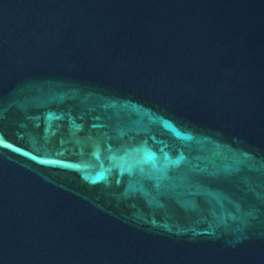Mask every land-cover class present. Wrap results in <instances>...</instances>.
Here are the masks:
<instances>
[{
	"label": "water",
	"instance_id": "1",
	"mask_svg": "<svg viewBox=\"0 0 264 264\" xmlns=\"http://www.w3.org/2000/svg\"><path fill=\"white\" fill-rule=\"evenodd\" d=\"M0 264H264V0H0Z\"/></svg>",
	"mask_w": 264,
	"mask_h": 264
}]
</instances>
